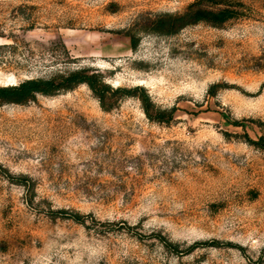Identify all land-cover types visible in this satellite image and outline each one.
I'll use <instances>...</instances> for the list:
<instances>
[{"label": "rangeland", "instance_id": "obj_1", "mask_svg": "<svg viewBox=\"0 0 264 264\" xmlns=\"http://www.w3.org/2000/svg\"><path fill=\"white\" fill-rule=\"evenodd\" d=\"M80 69L133 93L0 103V264H264V0H0V86Z\"/></svg>", "mask_w": 264, "mask_h": 264}, {"label": "trees", "instance_id": "obj_2", "mask_svg": "<svg viewBox=\"0 0 264 264\" xmlns=\"http://www.w3.org/2000/svg\"><path fill=\"white\" fill-rule=\"evenodd\" d=\"M208 1V0H203ZM202 3H196L191 5L187 11L181 14L165 13L159 15L153 22L151 31L159 35H174L182 29L198 24L201 22L211 23L214 27H221L227 21L232 19L233 14L230 10L212 11L202 8ZM138 42L132 38V47L136 49ZM80 85H87L94 94L99 98L103 108L105 110H111L114 106H105L108 94L131 95L133 92L126 89H113L109 84L105 82L101 76L92 73L88 69H80L62 76L59 79L51 80H27L19 85L15 86H0V103H15L23 104L34 99L38 94L42 95H55L58 92L69 91L77 88ZM217 86L211 88V94H215ZM142 101L144 102V110L146 114L152 119L150 114V106L148 96H144ZM160 122L164 120H159ZM249 143L264 149V137L259 141L252 140L249 136H246ZM78 216L77 221L81 218Z\"/></svg>", "mask_w": 264, "mask_h": 264}]
</instances>
